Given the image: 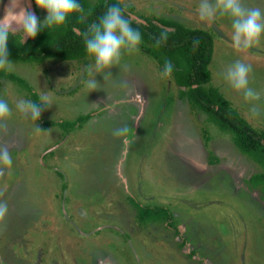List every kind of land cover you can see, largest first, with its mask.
<instances>
[{
	"label": "rangeland",
	"instance_id": "obj_1",
	"mask_svg": "<svg viewBox=\"0 0 264 264\" xmlns=\"http://www.w3.org/2000/svg\"><path fill=\"white\" fill-rule=\"evenodd\" d=\"M117 1L141 21L173 20L207 31L213 39L209 86L264 131V96L246 102L225 79L239 60L251 66L249 87L264 92V36L236 49L231 17L201 21L200 0ZM10 3L0 0V19ZM244 3L264 10V0ZM18 4L15 11L28 8L41 23L46 19L35 0ZM13 64L1 71L23 79L38 104L42 94L49 103L34 121L17 108L29 93L0 79V99L12 111L0 127V144L12 159L11 167L0 163V202L8 204L0 223L3 264H264V190L247 183L263 170L235 148L230 134L179 100V88L171 76L162 77L141 43L103 73L95 71L93 57ZM90 79L99 89L87 87ZM85 115L73 129L55 125ZM125 125L126 136L113 134ZM138 206L167 214L147 220Z\"/></svg>",
	"mask_w": 264,
	"mask_h": 264
},
{
	"label": "trees",
	"instance_id": "obj_2",
	"mask_svg": "<svg viewBox=\"0 0 264 264\" xmlns=\"http://www.w3.org/2000/svg\"><path fill=\"white\" fill-rule=\"evenodd\" d=\"M83 13H73L62 26L42 29L35 39H23L22 32L9 36L7 45L9 59L24 64H41L46 60L80 61L92 56L86 51L85 34L93 24H98L110 6H123L117 0H78ZM132 8L127 7L124 15L130 26L141 33V46L145 53L163 71L166 60L173 64L171 78L179 88V100H185L191 110L206 116V121L220 131L230 134L235 148L252 159L263 170L247 181L251 188L262 186L264 190V131L254 129L233 108L217 88L209 86V64L213 53V39L203 29H189L173 20L144 18L139 22L132 17ZM167 30L168 39L160 47H155L162 31ZM199 40L198 44L194 42ZM22 41V42H21ZM0 79H6L24 88L30 100L37 103V96L26 82L0 70ZM89 119L88 115L78 117L73 123L55 124L65 131L81 125ZM142 218L156 221L167 214L163 208H141Z\"/></svg>",
	"mask_w": 264,
	"mask_h": 264
},
{
	"label": "clouds",
	"instance_id": "obj_3",
	"mask_svg": "<svg viewBox=\"0 0 264 264\" xmlns=\"http://www.w3.org/2000/svg\"><path fill=\"white\" fill-rule=\"evenodd\" d=\"M35 4L47 12L43 23L28 8H20L18 12L15 11L19 7L18 0H11L5 16L0 19V70L12 71L14 68L13 62L8 58L7 45L9 36L14 34L15 28L22 30L24 39H35L42 29L62 26L73 13L84 12L78 0H35ZM126 8L127 4H124L123 8L119 5L110 6L99 23L93 24L89 33L85 34L86 51L94 58V67L97 73H103L105 69H111L119 64L122 51L132 52L142 41L141 33L130 26L124 15ZM217 14L231 17L232 40L236 49H247L253 44L259 43L261 37L264 36V10L259 7H248L244 0H200L198 16L201 21H211ZM167 39V30H164L160 37L155 39L154 46L160 47ZM194 43L198 44L199 40L197 39ZM173 67L171 61L166 60L161 73L162 77H170ZM251 71L250 65L237 60L225 72L227 82L234 90L242 93L246 102L258 101L264 96V92H257L249 87ZM110 76L111 72H108L103 78L107 80ZM87 87L91 91H95L99 89V83L96 79H90L87 82ZM40 99L42 104L32 100L19 99L17 108L26 116L30 115L32 120L37 121L41 116L40 106L49 103L47 94H42ZM250 110L253 114H259L255 106ZM11 115L12 111L7 101L0 99V127L6 128V121ZM35 131L39 133L41 129L36 127ZM128 131L129 129L125 125L115 129L113 134L123 137ZM124 143L126 152L128 142ZM0 163L7 167L12 166L10 151L6 143L0 144ZM7 213L8 204L0 202V223L5 220ZM0 264H3L2 260H0Z\"/></svg>",
	"mask_w": 264,
	"mask_h": 264
},
{
	"label": "water",
	"instance_id": "obj_4",
	"mask_svg": "<svg viewBox=\"0 0 264 264\" xmlns=\"http://www.w3.org/2000/svg\"><path fill=\"white\" fill-rule=\"evenodd\" d=\"M135 20H137V21H139V22H143V21H141L140 19H137V18H134Z\"/></svg>",
	"mask_w": 264,
	"mask_h": 264
}]
</instances>
